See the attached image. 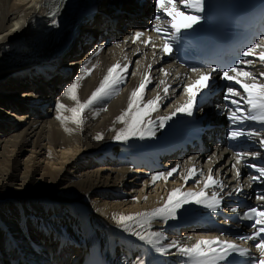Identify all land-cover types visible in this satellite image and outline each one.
<instances>
[{"label":"bare ground","instance_id":"1","mask_svg":"<svg viewBox=\"0 0 264 264\" xmlns=\"http://www.w3.org/2000/svg\"><path fill=\"white\" fill-rule=\"evenodd\" d=\"M86 1L76 0L66 10H60L55 17L57 23L53 24L47 15L51 0H0V264H44L42 255L58 250L57 226L80 239L82 247L73 251L64 248L54 262L46 264H136L137 257H142L145 264H164L167 258L184 264L185 257L175 248L170 254L155 252L119 227L118 218L122 214L151 213L164 204L173 189L201 190L209 167L213 177L227 186L221 194L241 187L242 181L234 177L232 170L236 158L227 155L223 145H219L210 146L206 152L185 155L180 161L170 159L169 164L164 163L161 158L165 151L150 148L163 133L158 127L154 137L114 139L116 132L126 127L117 117L128 107L140 68L152 67V75L137 104L142 107L157 95L161 97L157 110L146 120H155L181 106L184 101L179 94L186 93L185 84L171 88L175 73H165L156 51L141 42L142 25L130 24L115 42L100 38L96 29L98 18L91 24L82 13ZM105 2L102 0L103 5ZM182 7L179 0V8ZM168 23L169 18L159 26L164 28ZM78 28L80 32L75 38ZM136 32L142 35L132 43ZM78 45L81 47L75 51ZM260 51L264 48L257 49V53ZM133 56L136 66L120 73L122 83L111 96L85 109L81 123L74 122L70 109L78 105L65 95L67 86L78 84L76 94L82 103L99 86L108 68L116 61L123 68ZM64 57L70 60L60 67L58 61ZM243 71L256 77L244 78V82L264 84V77L259 76L264 72V61L258 55ZM78 76L81 79L77 80ZM23 87L27 89L22 91ZM236 89L243 93L239 85ZM58 101L65 107L58 110ZM98 135L102 139H97ZM261 138L263 133L237 146L246 154L250 178L259 173L248 165H264ZM143 151L148 153L147 161L139 158ZM253 152L260 156L253 157ZM193 167L195 175L185 181ZM172 168L177 171L166 176ZM157 172L165 173L166 178L153 181ZM259 180L264 183V177ZM253 186L256 200L264 207V201L257 198L264 194V189H258L257 183ZM196 205H185L175 219L147 216L139 220L144 229L163 232L168 240L162 243L178 240L191 245L205 236L178 233L177 225L194 212ZM128 223L135 227V221ZM69 252L73 258L66 261ZM77 256L81 258L75 262Z\"/></svg>","mask_w":264,"mask_h":264},{"label":"snow or ice","instance_id":"2","mask_svg":"<svg viewBox=\"0 0 264 264\" xmlns=\"http://www.w3.org/2000/svg\"><path fill=\"white\" fill-rule=\"evenodd\" d=\"M64 0H51L49 5V12L47 15L52 18V23L56 24L57 21L55 17L59 14L61 7L63 6ZM157 6L162 10L164 14L169 18V23L166 27L161 28L157 26L154 30L158 33L163 32L162 40L163 43L161 48L165 53H171L172 47L169 42V38L172 42L177 41L180 38L182 29H191L194 25L198 24L204 17L201 15L204 12V0H180V4L185 7L186 10H191L193 15H188L186 17V22L178 23L177 16H184L183 12H179L175 0H156ZM157 20L161 19V16L156 17ZM141 33L137 32L135 34L136 38L141 37ZM260 42L253 41L244 51V56H253L258 58L260 61H264V51L257 53V49L264 48V32L260 34ZM145 43H151V38H149ZM155 47V45H152ZM237 64H247L252 65L253 60L247 61H237ZM127 65L123 68L119 63L111 66L107 70V74L103 77L99 86L92 91L91 95L84 102H79L76 91L78 84L73 82L65 89V95L69 96L73 101H77V107L70 109L72 112V119L76 123H81V117L85 109L93 106L108 97L111 96L112 92L116 89L117 85L122 83L120 73L126 72ZM193 71L197 69L193 68ZM89 74L91 69H88ZM217 69L212 68L207 73H202L199 77L191 84L185 86V91L188 93V101L177 107L168 116H160L155 120L145 119L150 116L151 112L157 110L158 102L161 97L156 96L155 99L147 101L142 107L137 104V100L141 98V93L145 89L147 78L145 82H142L138 88L131 92L130 102L124 113H122L117 120L124 123L126 127L118 130L114 136L117 141H127L131 137H139L144 139L145 137H154L156 135V127L164 128L165 123L175 116L177 113H185L188 116H192L194 110H196L197 98L203 95L204 92H211L215 85L213 84L214 74ZM232 73V74H230ZM259 76L264 77V72L259 73ZM251 78L255 80L256 77L252 75L249 71H241L238 67H228L222 71L220 78L229 82H232L226 86L223 99L229 101L231 105L235 107L229 109L228 120L231 122L232 127L228 131L227 135L230 140H239L241 138H255L261 137V132L250 128L246 130L244 125L248 121L259 123L264 127V84L257 83H246L244 78ZM77 80L81 77H77ZM234 85H239L243 90L238 91ZM167 94L168 88L164 89ZM57 109H62L65 107L61 102H57ZM227 108V105H225ZM136 111H133V109ZM130 117V119H126ZM58 118H63L62 116ZM155 126V127H154ZM97 139H102V136H97ZM260 146L264 147V138L259 140ZM245 153L237 154V162L245 156ZM253 157H259V152L251 153ZM235 166V165H234ZM249 167L256 168L259 173L258 176L253 177V180H259L264 177V165L257 166L256 164H250ZM177 168H172L166 174V176H172ZM195 168L189 170L188 176L184 177L185 181L195 175ZM239 175V172H237ZM165 173L157 172L153 175V181L158 177H165ZM199 183V181H197ZM210 187H220L222 188V182L214 179L209 170V175L203 183V188L199 191L189 190L183 192L182 189H173L164 204L152 210L151 213H136L131 215H120L118 218V226L122 227L124 231L128 232L130 235L135 236L139 241L144 242L149 245L155 252L160 254L168 253L170 254L171 249L175 248L177 253L185 257L184 264H234L231 257L233 254H238L240 256H249L250 251L248 248H242L240 245L233 241L220 240L218 237L213 239L200 238L197 239L191 245L182 244L178 240H171L170 243H162V241H167L168 237L160 231H148L144 229L143 224L140 222V217L151 216L153 218H159L162 220L175 219L178 213L184 208L185 205L194 203L197 205H202L205 208L210 209L212 212H216L221 208L222 201L224 200V195L213 191L209 196L206 191ZM242 189H236V192ZM233 193L229 192L226 195L231 196ZM260 201H264V194H260L257 197ZM232 213H240L241 209L239 207H231L228 209ZM115 219V217H114ZM241 220L253 221L250 227L253 229L250 235H242L238 238L245 241H258L255 243V248L259 251V256L251 262V264H264V208L262 207H249L247 210L243 211L239 216ZM135 221V227H131L128 222ZM259 226V227H258ZM143 233V234H142ZM191 239V237H189ZM136 264H145L142 257H137Z\"/></svg>","mask_w":264,"mask_h":264},{"label":"rangeland","instance_id":"3","mask_svg":"<svg viewBox=\"0 0 264 264\" xmlns=\"http://www.w3.org/2000/svg\"><path fill=\"white\" fill-rule=\"evenodd\" d=\"M79 29H80V28H78V30H79ZM78 30H77V31H78ZM76 36H77V32H76L75 38H76ZM78 36H79V35H78ZM75 38H74V39H75ZM72 42H73V41H72ZM72 42H71V43H72ZM133 57H135V56H133ZM60 60H61V59H59V61H60ZM68 60H70V58H64L63 61H62V66H63V64H64L65 62L67 63ZM59 61H58V65H59ZM60 67H61V66H60ZM151 88H152V87H151ZM26 89H27V87H23L21 90L24 91V90H26ZM180 160H181V159H178L177 161H180ZM169 163H170V162H168V164H169ZM203 163H204V162H203ZM204 164H205V163H204Z\"/></svg>","mask_w":264,"mask_h":264}]
</instances>
